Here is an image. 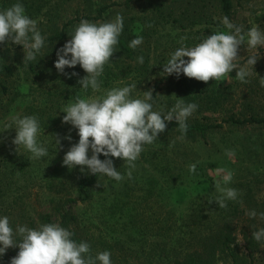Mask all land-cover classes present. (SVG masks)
Wrapping results in <instances>:
<instances>
[{"label":"rangeland","instance_id":"rangeland-1","mask_svg":"<svg viewBox=\"0 0 264 264\" xmlns=\"http://www.w3.org/2000/svg\"><path fill=\"white\" fill-rule=\"evenodd\" d=\"M232 1L234 7L227 16L230 22L242 25L244 34L253 25L264 31V0ZM17 2L38 22L46 39L61 32L68 22H75L66 29L64 41L41 49L34 60L37 74L23 61L21 45L0 44V64L15 70L11 76H2L9 95L0 97V152L13 155L7 161L39 166L37 173L25 177L34 180L32 202L3 215L10 218L14 231L17 225L38 228L42 225L39 213H49L53 223L61 224L59 201L74 198L78 203L65 206L71 208L78 222L66 229L72 233L76 230L77 236L90 244L92 256L110 251L112 264H178L197 251L204 257L214 256L216 264H233L229 251L215 240L223 230L234 238L231 247L238 252L240 264H264V240L258 242L252 236L264 228L260 215L264 213V125L225 123L223 128L195 138L181 139L175 131L162 134L143 146L134 168L117 158L114 166L124 178L116 181L102 175L90 188L87 201L80 200L77 186L90 173L82 172L80 166L69 169L63 165L65 153L79 140L78 130L62 122L63 109L77 96H103L106 90L133 83L137 85L131 93L133 98H143L149 89L154 94L156 84L170 76L163 72V66L181 47V37H186L184 46L192 47L208 35L229 31L222 22L226 15L221 0H8L5 5L0 0V10ZM114 2L118 5L109 10L107 21L120 14L124 19L121 36L129 43L142 36L143 43L134 49L132 57L116 46L98 78L100 91L91 87L85 90L78 80L86 72L77 65L66 67L65 73L78 75L69 78L59 73L54 66L56 52L74 34L80 23L77 17L96 15L100 7ZM238 54L237 62H244L239 64L242 67L248 57L258 56L256 64L248 66L251 74L247 83L236 78L235 69L224 79L207 83L186 76L170 77L160 86L153 110L166 114L178 98H183L186 104L198 105L187 123H221L231 116L264 117V46L250 49L246 37ZM141 56L143 64L137 60ZM13 97L16 101L10 102ZM26 115H35L40 121L38 143L47 147L46 157L33 158L23 146L16 151L12 143L16 135L13 118ZM6 125L11 129L5 131ZM57 134L62 138L59 148L54 137ZM69 134L71 141L63 139ZM229 150L234 155L229 156ZM192 164L196 165L194 173L189 170ZM220 169L233 172L230 183L223 182ZM228 187L238 191L237 199L227 200V207L220 208L215 202L222 196L219 189ZM253 210L255 217L247 215ZM30 218L36 220L34 226ZM14 239L19 241L20 237ZM18 251L9 248L0 257V264H10Z\"/></svg>","mask_w":264,"mask_h":264},{"label":"clouds","instance_id":"clouds-1","mask_svg":"<svg viewBox=\"0 0 264 264\" xmlns=\"http://www.w3.org/2000/svg\"><path fill=\"white\" fill-rule=\"evenodd\" d=\"M222 22L228 32L208 35L195 46H184L186 37H181V47L170 55L163 66V72L177 77L183 73L188 78L207 83L210 80H222L235 69L236 78L247 83L246 77L251 74L248 66L253 67L258 56L248 57L246 65L242 67L237 63L239 49L246 37L250 49L264 46V31L258 25H253L244 34L243 26L233 24L227 16ZM37 24L36 20L26 14L25 7L20 2L0 10V44L11 42L21 45L24 51L23 61L36 60L46 39ZM123 27L124 19L120 14L110 22L82 19L70 36L71 39L57 50L55 68L70 78L78 74L65 73V68L79 65L87 75L79 79L78 84L85 90L91 87L94 92L100 91L101 81L98 78L102 75L105 64L116 52ZM142 43L143 37L137 36L128 46L135 49ZM137 60L141 64L144 62L142 56ZM261 85L264 86V78H261ZM136 87L133 83L112 88L106 90L103 96L87 99L77 96L74 103L63 109L65 115L62 122L77 129L79 136L78 143L72 144L65 153L64 166L69 169L80 166L82 172L87 170L92 175L103 174L120 181L124 177L115 168L112 158H120L127 162L129 168H134V162L144 150L143 146L152 144L166 130V122L174 120L181 133H187V119L197 110V104H186L183 98H178L174 107L164 114L153 110L152 89L144 91L143 98H133L131 93ZM13 120L16 135L12 143L16 146V151L23 146L33 158L46 157L47 147L38 143L41 131L38 117L16 116ZM5 129L7 131L11 127L6 125ZM54 137L57 148L62 147V138L58 134ZM63 139L71 141L72 137L69 134ZM101 154L105 159L99 158ZM227 154L234 155L231 150ZM195 169V164L190 165V172L194 173ZM220 171L223 173V182L230 183L233 172L225 169ZM127 175L131 178V171ZM219 191L222 196L215 202L220 208L227 207V200L237 199L238 191L235 188H220ZM247 215L255 217L257 213L253 210ZM260 215L264 218V213ZM16 236L20 237L19 241L14 239ZM252 236L258 242L264 240V228L253 232ZM72 237L73 233L59 223L42 224L38 228L17 225L14 231L10 218L0 217V257L9 248L19 249L17 255L11 258L10 264H112L110 251L104 250L92 256L88 242L78 243Z\"/></svg>","mask_w":264,"mask_h":264},{"label":"trees","instance_id":"trees-1","mask_svg":"<svg viewBox=\"0 0 264 264\" xmlns=\"http://www.w3.org/2000/svg\"><path fill=\"white\" fill-rule=\"evenodd\" d=\"M8 0H3V4L7 3ZM118 3H111L104 5L100 7V9L97 11L96 15H87V16H82V17H77L76 20L81 21L82 19H87L90 22H109L107 21L106 15L109 12V10L112 7L117 6ZM127 6L130 4L127 3ZM221 6L224 14L226 16H230L234 4L232 0H221ZM75 21L72 20L68 22L65 26L64 29L57 33L54 36H51L45 40V45H55L57 42H62L67 38L66 34V29ZM118 47L129 57H132L135 54V50L132 48H129V42L120 35L118 38ZM44 45V46H45ZM39 54H37L38 56ZM37 58V57H36ZM238 64H243L244 62H237ZM30 72L33 74H37L36 70V64L35 61H30L28 62ZM15 70L13 69L12 66L8 65H2L0 64V97L3 96H8L9 95V90H8V85L3 82L2 76H11L13 75ZM179 76H185L183 73H181ZM170 77H177L176 75H170L169 77H165L161 79L157 84H156V91L153 94V100L151 101L155 103V99L157 97L158 90L160 89V86ZM10 102H15L16 98H9ZM167 127L166 130L159 134H169L172 131H175L183 136H186L188 138H195L197 136H205L208 131L215 130V129H220L224 127L225 123L228 124H233L236 126H246V125H264V117H257V116H251V117H246V118H237L236 116H231L230 118L224 120L221 123H187L188 128H187V133L182 134L181 131L179 130V125L173 120L171 122H166ZM158 136V137H159ZM13 158L12 154H6L4 152H0V216H3L6 214V212H9V209L14 207H20L22 208L24 203H31L32 202V195L33 192L31 190V186L33 185V179L31 177L25 178L27 175L30 173H37L38 172V167L36 165L28 164L26 162H10L7 161L8 159ZM101 160L105 159V157L101 154L99 157ZM113 163L117 158H112ZM103 174H97V175H92L89 174L88 176L82 178L77 186V192L80 197L81 201H87L91 198V187L95 186L98 181L100 180L101 176ZM20 203V204H19ZM78 203V200L74 198H69L67 200L61 199L59 201L60 209L58 210V215H60L61 219V226L62 227H69L73 223L76 224L78 222V218L72 213L71 208H66V204L68 206ZM13 205V206H12ZM11 206V207H10ZM22 206V207H21ZM10 207V208H9ZM53 216L49 213L43 214L39 213L38 214V219L40 220L41 224H47V223H53ZM31 219V218H30ZM16 224L18 222H15ZM32 226L33 224L36 223L35 219H31L29 222ZM229 228L231 226H228ZM228 229V228H225ZM229 230V229H228ZM214 236H209L207 238L212 239ZM76 242H81L83 241L82 238L77 236L76 230L73 232V237H72ZM215 238V237H214ZM208 240V239H207ZM215 240H219L222 243V246L225 251H229V255L231 256L233 260V264H240V259H239V254L238 252L231 247V244L234 241V238L231 236L230 232H225L223 230L220 235H218ZM178 264H216L215 257L214 256H207L204 257L203 253H200L199 251L195 252L194 254L188 256L187 258H184L183 261H180Z\"/></svg>","mask_w":264,"mask_h":264}]
</instances>
